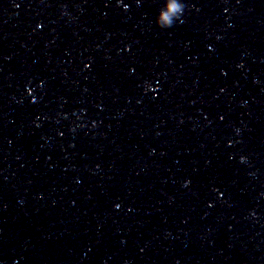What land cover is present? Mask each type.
<instances>
[{"label":"water","instance_id":"1","mask_svg":"<svg viewBox=\"0 0 264 264\" xmlns=\"http://www.w3.org/2000/svg\"><path fill=\"white\" fill-rule=\"evenodd\" d=\"M179 2L0 0V264H264V0Z\"/></svg>","mask_w":264,"mask_h":264},{"label":"clouds","instance_id":"2","mask_svg":"<svg viewBox=\"0 0 264 264\" xmlns=\"http://www.w3.org/2000/svg\"><path fill=\"white\" fill-rule=\"evenodd\" d=\"M168 8L169 12L168 15L164 16L163 20H157V25L162 29H169L173 27L174 22L180 21L181 17L184 14L185 5L180 3L179 0H168ZM125 9L127 10V6H125ZM147 90L152 89V85L149 83L146 86Z\"/></svg>","mask_w":264,"mask_h":264},{"label":"snow or ice","instance_id":"3","mask_svg":"<svg viewBox=\"0 0 264 264\" xmlns=\"http://www.w3.org/2000/svg\"><path fill=\"white\" fill-rule=\"evenodd\" d=\"M15 6H16V7H20L19 4H16ZM156 91H158V89H157ZM33 103H35V101H33ZM117 207H119V205H118Z\"/></svg>","mask_w":264,"mask_h":264}]
</instances>
